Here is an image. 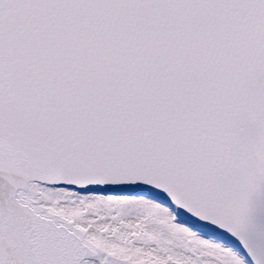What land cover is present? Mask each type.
<instances>
[{
  "label": "snow or ice",
  "instance_id": "1",
  "mask_svg": "<svg viewBox=\"0 0 264 264\" xmlns=\"http://www.w3.org/2000/svg\"><path fill=\"white\" fill-rule=\"evenodd\" d=\"M0 264H264V0H0Z\"/></svg>",
  "mask_w": 264,
  "mask_h": 264
}]
</instances>
